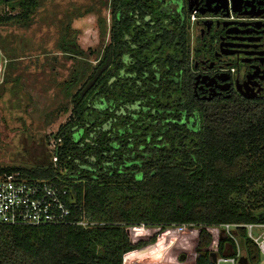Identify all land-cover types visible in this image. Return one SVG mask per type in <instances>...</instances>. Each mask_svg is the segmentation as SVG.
<instances>
[{
    "label": "trees",
    "instance_id": "1",
    "mask_svg": "<svg viewBox=\"0 0 264 264\" xmlns=\"http://www.w3.org/2000/svg\"><path fill=\"white\" fill-rule=\"evenodd\" d=\"M16 1L0 3L15 9ZM39 1L20 0L19 12L0 23L28 19ZM163 4L111 0L109 41L88 49L94 59L67 27L60 47L82 62L67 82L71 114L47 136L61 142L46 163L2 166L0 176L19 171L66 188L76 212L97 224L4 226L0 264H124L174 225L200 226L202 253L192 264H212L209 227L264 224V101L196 97L191 15ZM116 191L125 196L111 204ZM142 226L148 232L139 235ZM235 234L248 264H257L247 229ZM236 248L223 237L217 254Z\"/></svg>",
    "mask_w": 264,
    "mask_h": 264
},
{
    "label": "rangeland",
    "instance_id": "2",
    "mask_svg": "<svg viewBox=\"0 0 264 264\" xmlns=\"http://www.w3.org/2000/svg\"><path fill=\"white\" fill-rule=\"evenodd\" d=\"M19 1L13 3L15 9L0 3V17L17 14ZM180 1L174 0L169 12L180 13ZM110 4L111 0H40L28 19L0 23V167L47 162L52 150L47 136L56 133L71 114L72 88L67 82L82 62L60 47L66 29L76 30L78 45L94 59L88 49L98 50L109 41ZM192 33L195 42L196 32ZM124 196L113 192L110 203ZM200 229L174 225L157 245L128 255L124 264H192L202 253L196 249ZM208 230L213 237L211 250L217 253L219 240L229 236L221 226ZM147 232L142 226L139 235ZM260 232L253 230L254 236ZM257 264H264V255L260 254Z\"/></svg>",
    "mask_w": 264,
    "mask_h": 264
},
{
    "label": "flooded vegetation",
    "instance_id": "3",
    "mask_svg": "<svg viewBox=\"0 0 264 264\" xmlns=\"http://www.w3.org/2000/svg\"><path fill=\"white\" fill-rule=\"evenodd\" d=\"M161 1L170 11L174 0ZM190 2L199 16L208 17L189 29L195 96L264 101V0H181V14L189 13Z\"/></svg>",
    "mask_w": 264,
    "mask_h": 264
},
{
    "label": "built area",
    "instance_id": "4",
    "mask_svg": "<svg viewBox=\"0 0 264 264\" xmlns=\"http://www.w3.org/2000/svg\"><path fill=\"white\" fill-rule=\"evenodd\" d=\"M191 23L207 16H199L194 10L190 14ZM233 71L234 69L231 68ZM60 139L52 141L55 148ZM77 200L66 188H59L47 180H36L24 177L21 172L4 173L0 176V230L4 226H43L71 224L88 228L96 225L87 217L86 212H76ZM226 234L236 241V253L229 256H218L212 264H244L241 257H248L237 243V228L245 227L248 237L258 246L264 255V224H224ZM261 232L254 236L253 230Z\"/></svg>",
    "mask_w": 264,
    "mask_h": 264
},
{
    "label": "water",
    "instance_id": "5",
    "mask_svg": "<svg viewBox=\"0 0 264 264\" xmlns=\"http://www.w3.org/2000/svg\"><path fill=\"white\" fill-rule=\"evenodd\" d=\"M4 1H10V0H4ZM194 10H196V8L194 7V3L193 2H190L189 5H188V11L189 13L191 14ZM234 10H238V8L234 7ZM207 10H202V13H205ZM225 16H228L229 15V11L228 10H225ZM199 78V76H198ZM211 256L213 257L212 258V262H216L217 260V257H218V254L216 252H212L211 253ZM240 262L241 263H244V264H248L249 263V258L246 257V256H243L241 257L240 259ZM76 264H85L84 262H78Z\"/></svg>",
    "mask_w": 264,
    "mask_h": 264
}]
</instances>
